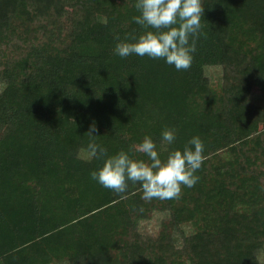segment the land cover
<instances>
[{
	"label": "trees",
	"instance_id": "obj_1",
	"mask_svg": "<svg viewBox=\"0 0 264 264\" xmlns=\"http://www.w3.org/2000/svg\"><path fill=\"white\" fill-rule=\"evenodd\" d=\"M202 2L206 35L177 71L114 53L116 34L141 31L134 0H0V264H264V0ZM93 121L110 155L150 135L166 156L199 136L198 182L168 200L103 188L83 157ZM152 214L200 230L180 247L167 230L141 237Z\"/></svg>",
	"mask_w": 264,
	"mask_h": 264
},
{
	"label": "clouds",
	"instance_id": "obj_2",
	"mask_svg": "<svg viewBox=\"0 0 264 264\" xmlns=\"http://www.w3.org/2000/svg\"><path fill=\"white\" fill-rule=\"evenodd\" d=\"M133 6L138 14L131 19L141 31L124 38L116 34L114 53L121 58L137 55L163 59L177 71L189 69L197 40L206 35L202 30V0H134ZM87 132L90 137L87 156L100 162L89 175L103 188L123 193L131 181L139 183L143 200H168L179 198L182 186L191 188L199 180L196 172L204 160V144L199 136L193 135L166 156L160 154L150 135L128 150L121 149L110 155L106 147L96 142L95 121ZM160 136L168 145L176 140L174 129L169 127H164ZM130 152L143 153L147 159L135 158Z\"/></svg>",
	"mask_w": 264,
	"mask_h": 264
},
{
	"label": "rangeland",
	"instance_id": "obj_3",
	"mask_svg": "<svg viewBox=\"0 0 264 264\" xmlns=\"http://www.w3.org/2000/svg\"><path fill=\"white\" fill-rule=\"evenodd\" d=\"M70 13V10H67ZM68 13V14H69ZM4 23V22H3ZM30 45V42H29ZM262 50L260 52V50ZM253 50L254 51H258L256 54L258 55V58L261 62H264V43L263 44H258V45H253ZM252 52V51H251ZM247 53L250 54V52L247 50ZM11 60L12 59H7ZM206 76L209 79V82L212 86H214L217 82H218V78L220 77V68L218 66H210L207 67V69L205 70ZM4 85L0 82V92L2 91ZM253 95L255 96H259L260 95V88L259 87H254L252 89ZM264 124L260 123L259 127H262ZM239 124L238 123H234L232 125V131H230V135L234 136V137H238L240 134L239 133ZM84 158H88L87 153H85L83 155ZM89 199V196L86 197L84 203L87 204V201ZM171 221L164 217L163 215H159V214H152L151 217L147 220H144L142 222H140L139 224V233L140 236H144L145 234H155L156 232H159L160 230H167L168 232H170L173 236V240H174V244L178 245L179 247L182 245L181 241V237H182V231L183 230V234H188L190 232H196L198 230H200L199 228H192V226H182L181 229H177L178 227H174V225H171ZM183 225V224H182Z\"/></svg>",
	"mask_w": 264,
	"mask_h": 264
}]
</instances>
